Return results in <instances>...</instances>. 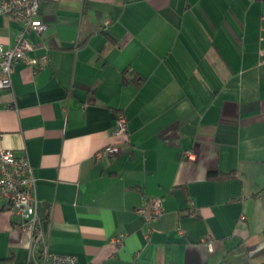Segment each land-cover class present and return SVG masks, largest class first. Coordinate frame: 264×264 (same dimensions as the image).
<instances>
[{
    "label": "crops",
    "instance_id": "crops-1",
    "mask_svg": "<svg viewBox=\"0 0 264 264\" xmlns=\"http://www.w3.org/2000/svg\"><path fill=\"white\" fill-rule=\"evenodd\" d=\"M39 16L30 55L48 61L17 63L0 89V148L29 160L48 251L264 264V0H40ZM18 27L0 14V43ZM152 197L162 212L148 223L136 208ZM19 221L0 199V264L40 260Z\"/></svg>",
    "mask_w": 264,
    "mask_h": 264
},
{
    "label": "built area",
    "instance_id": "built-area-1",
    "mask_svg": "<svg viewBox=\"0 0 264 264\" xmlns=\"http://www.w3.org/2000/svg\"><path fill=\"white\" fill-rule=\"evenodd\" d=\"M40 0H0V14L6 15L19 27L12 43H0V89L12 90L11 72L17 63H23L33 70L41 69L48 61L47 54L40 56L30 55L34 45L28 39L31 32L40 33L46 24L39 16ZM116 135H126L128 127L126 117L121 111L115 114ZM120 152L116 144L106 145L99 149L96 158L115 156ZM187 159H193V153L185 151ZM0 199L10 211L18 215L21 229H28L31 233L29 245L30 253L40 249L38 264H78L77 258L71 254L49 252L44 239V229L37 216V197L35 195V177L29 160L24 154H16L13 149L0 148ZM148 223L162 212V203L159 197H152L136 208ZM242 219L244 217H241ZM121 237L115 241L121 245ZM207 249L212 251L213 238L205 237Z\"/></svg>",
    "mask_w": 264,
    "mask_h": 264
},
{
    "label": "trees",
    "instance_id": "trees-1",
    "mask_svg": "<svg viewBox=\"0 0 264 264\" xmlns=\"http://www.w3.org/2000/svg\"><path fill=\"white\" fill-rule=\"evenodd\" d=\"M126 73H127V71L125 70V71H123V74H122V79H123V81L125 83H127L128 81H132L134 83H139L141 81V79H142L140 77V75L138 73H136V72H131V74H132L131 77L132 78L128 79V78H126Z\"/></svg>",
    "mask_w": 264,
    "mask_h": 264
},
{
    "label": "water",
    "instance_id": "water-1",
    "mask_svg": "<svg viewBox=\"0 0 264 264\" xmlns=\"http://www.w3.org/2000/svg\"><path fill=\"white\" fill-rule=\"evenodd\" d=\"M43 224H44V227L46 228V227H47V223H46V222H44Z\"/></svg>",
    "mask_w": 264,
    "mask_h": 264
}]
</instances>
